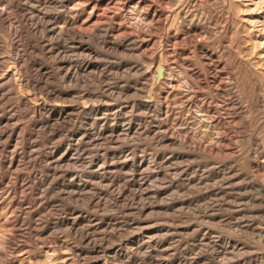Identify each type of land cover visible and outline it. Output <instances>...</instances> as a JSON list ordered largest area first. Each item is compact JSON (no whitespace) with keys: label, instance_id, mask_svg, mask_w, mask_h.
Returning a JSON list of instances; mask_svg holds the SVG:
<instances>
[{"label":"rangeland","instance_id":"374dc122","mask_svg":"<svg viewBox=\"0 0 264 264\" xmlns=\"http://www.w3.org/2000/svg\"><path fill=\"white\" fill-rule=\"evenodd\" d=\"M0 264H264V0H0Z\"/></svg>","mask_w":264,"mask_h":264}]
</instances>
